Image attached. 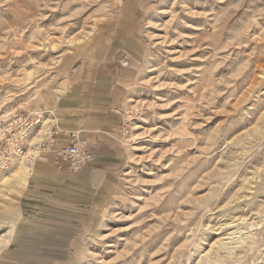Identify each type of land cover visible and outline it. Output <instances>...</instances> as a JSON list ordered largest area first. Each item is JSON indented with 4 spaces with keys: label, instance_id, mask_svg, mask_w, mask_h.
I'll return each instance as SVG.
<instances>
[{
    "label": "rangeland",
    "instance_id": "obj_1",
    "mask_svg": "<svg viewBox=\"0 0 264 264\" xmlns=\"http://www.w3.org/2000/svg\"><path fill=\"white\" fill-rule=\"evenodd\" d=\"M33 113L0 264H264V0H0V129Z\"/></svg>",
    "mask_w": 264,
    "mask_h": 264
},
{
    "label": "built area",
    "instance_id": "obj_2",
    "mask_svg": "<svg viewBox=\"0 0 264 264\" xmlns=\"http://www.w3.org/2000/svg\"><path fill=\"white\" fill-rule=\"evenodd\" d=\"M41 122V116L34 113L26 117L21 114L19 118L6 123L0 129V171L8 170L15 159L27 156L30 150L27 148L29 137L33 128ZM119 131L121 132L122 128ZM47 134L50 137L47 140H42L41 144L39 143V148L43 151L53 150L60 168L68 172H78L95 159L96 154L93 149L87 142L80 139L76 131L63 134L64 138H68L64 145L56 144L59 141L55 138L56 133L52 130Z\"/></svg>",
    "mask_w": 264,
    "mask_h": 264
},
{
    "label": "bare ground",
    "instance_id": "obj_3",
    "mask_svg": "<svg viewBox=\"0 0 264 264\" xmlns=\"http://www.w3.org/2000/svg\"><path fill=\"white\" fill-rule=\"evenodd\" d=\"M61 89H60V91L62 92H66L67 90H69L68 88H69V85H68V83H64L63 85H61V87H60ZM66 90V91H65ZM47 100H48V104L49 103H51L50 102V97L49 98H47ZM55 108V107H54ZM41 116V119H42V125L41 126H43V117H42V115H40ZM40 130H41V128L38 130V133L40 132ZM15 166H17V167H19V171L20 172H26V173H28V171L31 169V167H29V166H27L26 164H22V163H16L15 164ZM12 171V170H11ZM3 177V176H2ZM251 236V235H250ZM246 242V241H245ZM219 264V263H218Z\"/></svg>",
    "mask_w": 264,
    "mask_h": 264
},
{
    "label": "crops",
    "instance_id": "obj_4",
    "mask_svg": "<svg viewBox=\"0 0 264 264\" xmlns=\"http://www.w3.org/2000/svg\"><path fill=\"white\" fill-rule=\"evenodd\" d=\"M87 166H88V165H87ZM87 166H86V167H87ZM84 168H85V167H84ZM84 168H83V169H84ZM83 169H82V170H83ZM34 173H35V169H33L31 176H32ZM31 176H30V177H31ZM79 179H80V178H79Z\"/></svg>",
    "mask_w": 264,
    "mask_h": 264
}]
</instances>
